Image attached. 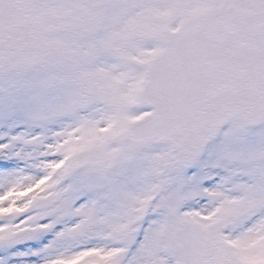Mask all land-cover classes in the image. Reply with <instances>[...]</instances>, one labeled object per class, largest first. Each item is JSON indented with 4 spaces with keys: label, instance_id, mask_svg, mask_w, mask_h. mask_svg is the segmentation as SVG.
Listing matches in <instances>:
<instances>
[{
    "label": "snow or ice",
    "instance_id": "1",
    "mask_svg": "<svg viewBox=\"0 0 264 264\" xmlns=\"http://www.w3.org/2000/svg\"><path fill=\"white\" fill-rule=\"evenodd\" d=\"M0 264H264V0H0Z\"/></svg>",
    "mask_w": 264,
    "mask_h": 264
}]
</instances>
